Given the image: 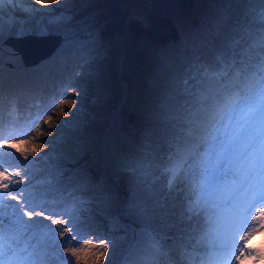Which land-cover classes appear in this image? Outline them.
<instances>
[{
  "label": "snow or ice",
  "instance_id": "1",
  "mask_svg": "<svg viewBox=\"0 0 264 264\" xmlns=\"http://www.w3.org/2000/svg\"><path fill=\"white\" fill-rule=\"evenodd\" d=\"M18 3L0 0V50L26 35L72 42L74 17L65 9L76 0ZM197 28L216 51L214 61L185 81L174 104L146 117L171 130L156 143L146 128L142 140V152L165 153L162 193L153 186L160 177L132 160L113 154L109 167L103 148L87 137L97 114L81 103L77 84L23 133L11 118L0 120V264H264V245L249 247L264 234V11L256 28L226 14L203 18ZM184 29L178 22L182 35ZM99 39L89 34V43ZM171 47L156 55L166 62ZM69 101L71 119L51 125L55 131L40 127ZM109 101L105 92L90 103ZM113 120L125 123L120 109ZM69 127L84 138L75 140L74 156L52 163L63 140H35L33 132L59 138ZM93 152L102 161L96 166L89 164ZM117 232L129 238L119 260Z\"/></svg>",
  "mask_w": 264,
  "mask_h": 264
},
{
  "label": "trees",
  "instance_id": "2",
  "mask_svg": "<svg viewBox=\"0 0 264 264\" xmlns=\"http://www.w3.org/2000/svg\"><path fill=\"white\" fill-rule=\"evenodd\" d=\"M72 8L74 18L68 26L72 42L62 39L44 59L24 65L10 47L0 50L4 64L0 69V120L11 118L17 125L15 131L25 130L63 95L79 69H92L87 75L92 99L107 92L110 101L102 108L89 104L97 119L86 130L87 137L97 150L103 148L109 167L115 162L114 154L145 167L165 185V178L160 175L163 149L148 154L141 148L146 128L156 143L162 142L171 130L163 120L149 123L146 117L164 105L174 104L180 99L185 81L191 84L192 77L202 70L200 65L214 61L216 51L202 42L197 28L203 18L226 14L229 22L243 18L256 28L264 6L259 0H76ZM178 22L185 25L183 35L178 31ZM97 33L99 41L95 45L89 43V34ZM170 46L165 62L156 52ZM116 109L125 118L121 126L113 120ZM77 138L84 137L76 133L73 141L63 144H75ZM101 162L93 152L89 164L96 166ZM115 235L119 260L129 238L119 239L124 235L119 232Z\"/></svg>",
  "mask_w": 264,
  "mask_h": 264
},
{
  "label": "rangeland",
  "instance_id": "3",
  "mask_svg": "<svg viewBox=\"0 0 264 264\" xmlns=\"http://www.w3.org/2000/svg\"><path fill=\"white\" fill-rule=\"evenodd\" d=\"M34 2H35V0H23V3H18L16 6L17 7H25L26 5L34 4ZM8 6H10V5H8ZM52 6L56 7L57 5L55 3H53ZM72 9H73L72 8V4L70 3L69 5L66 6L65 10H67V11H69L71 13ZM87 63H89V62H87ZM91 70L92 69H86V68L79 69V71L77 72V74L75 75V77L72 79V82H71V84H77L84 90V94H82L80 99H81V103L85 104V107L88 108V109H90L89 104H90V102L92 100V92H91V88H90V83L87 82L88 81L87 75L89 73H91ZM69 95H71L70 92H69ZM57 100L58 99L52 101L51 105L54 104ZM50 107L51 106H48V109ZM62 108H63V111H62ZM71 109H72L71 101H69L67 104L63 105L62 107L58 105L55 108V110L53 111L52 116H51L50 119H45V120L41 121L40 127L49 126V130L55 131V129L51 128L50 126L51 125H58L61 122L65 121L66 119H71ZM64 112L68 113L67 117H65V115L63 114ZM73 123H75V122H73ZM26 130H27V127H26L25 130H20V131L16 130V131L18 133H23ZM59 131H60V137L59 138H57V137H49L47 135V132H44V134L41 135V132H39V131H34L33 132V138L35 140L62 139L63 143H64V142H67V141H69V142L73 141L72 140L73 139V134H76V133L78 134L79 133L78 131L73 130V128H71V127L63 128V129H60ZM63 143H60V144H57V145L54 146V151L52 153L53 160L51 161L52 163H57V164L62 163L64 159H66L67 157H71V155L75 154L76 143L75 144H73V143L63 144ZM65 147H69V148L65 149ZM57 156H60L61 158L60 159H56ZM162 182H163L162 180H158V181L155 182L156 183L155 184L156 185L155 188L157 189V191H161V193L164 190V185H162ZM251 243L259 244L260 245V249H262V245H264V234H258L257 236H255L251 240L250 244ZM262 250H264V249H262ZM246 264H248V262H246Z\"/></svg>",
  "mask_w": 264,
  "mask_h": 264
},
{
  "label": "water",
  "instance_id": "4",
  "mask_svg": "<svg viewBox=\"0 0 264 264\" xmlns=\"http://www.w3.org/2000/svg\"><path fill=\"white\" fill-rule=\"evenodd\" d=\"M61 40L58 35H26L13 39L7 47H10L15 55L21 57L24 65H33L49 56Z\"/></svg>",
  "mask_w": 264,
  "mask_h": 264
},
{
  "label": "bare ground",
  "instance_id": "5",
  "mask_svg": "<svg viewBox=\"0 0 264 264\" xmlns=\"http://www.w3.org/2000/svg\"><path fill=\"white\" fill-rule=\"evenodd\" d=\"M29 5H32V4H29ZM29 5H26L25 7L29 6ZM37 7H39L38 5H36ZM11 6H8L7 4L4 5V8L5 9H8L10 8ZM17 7V6H16ZM252 245V243L249 245V247Z\"/></svg>",
  "mask_w": 264,
  "mask_h": 264
}]
</instances>
